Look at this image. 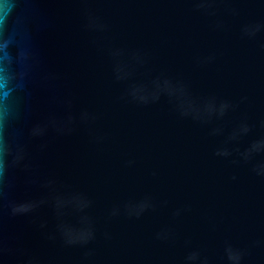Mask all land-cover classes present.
<instances>
[{"label":"water","instance_id":"1","mask_svg":"<svg viewBox=\"0 0 264 264\" xmlns=\"http://www.w3.org/2000/svg\"><path fill=\"white\" fill-rule=\"evenodd\" d=\"M0 264H264V0H0Z\"/></svg>","mask_w":264,"mask_h":264}]
</instances>
